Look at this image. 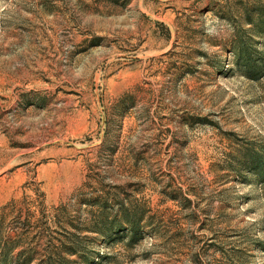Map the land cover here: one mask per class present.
Segmentation results:
<instances>
[{
    "label": "rangeland",
    "instance_id": "1",
    "mask_svg": "<svg viewBox=\"0 0 264 264\" xmlns=\"http://www.w3.org/2000/svg\"><path fill=\"white\" fill-rule=\"evenodd\" d=\"M263 31L264 0H0V264H264Z\"/></svg>",
    "mask_w": 264,
    "mask_h": 264
},
{
    "label": "trees",
    "instance_id": "2",
    "mask_svg": "<svg viewBox=\"0 0 264 264\" xmlns=\"http://www.w3.org/2000/svg\"><path fill=\"white\" fill-rule=\"evenodd\" d=\"M248 22L251 24L252 23V20H248ZM259 25H261V23L258 24V26ZM261 36L264 37V31L261 33ZM238 45H239V43H237L236 46H238ZM253 66H255V67L253 68ZM256 66H258L257 63H254L251 59H248L246 61V64L244 66V69H245V71L247 73H250L251 71L252 72H255L256 71V69H255ZM249 77H250L251 80H254V81L259 79V76H255L253 74L252 75H249ZM251 163L252 164L250 165V168H249L250 169V173L253 174V175H258V173H259V165L257 164V162H251Z\"/></svg>",
    "mask_w": 264,
    "mask_h": 264
}]
</instances>
